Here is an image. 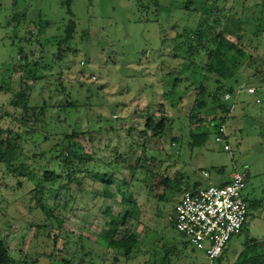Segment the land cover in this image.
Instances as JSON below:
<instances>
[{"label":"rangeland","instance_id":"rangeland-1","mask_svg":"<svg viewBox=\"0 0 264 264\" xmlns=\"http://www.w3.org/2000/svg\"><path fill=\"white\" fill-rule=\"evenodd\" d=\"M186 1L160 0L156 6L151 0H72L71 16L61 0H0V85L11 83L20 88L22 73L11 75L14 66H30L27 72L34 66L46 76L36 86V99L55 96L53 82L64 83L72 99L82 101L80 134L75 142L83 162L77 161L74 175L65 180V193L59 199L49 196L48 201L52 209L59 206L55 212L63 220L62 228L54 218L45 221L44 214L36 209L31 194L34 184L27 177L10 175L0 164V238L7 242L15 262L28 259L37 264H63V252L68 250L75 256L74 264L80 256L86 260L83 264H144L150 257L148 242L155 241L158 259L164 256L165 247L167 251L175 249L168 251L167 264H205V255L176 230L170 217L186 192L226 185L237 172L248 177L245 198L261 205L250 211L242 235L229 242L224 258L214 264H234L252 239L264 242V80L260 75L254 77L258 85L250 88L257 89L256 94H249V86L243 84L241 93L233 95L234 108L225 122L227 142H216L212 132L202 147L191 145L190 122L182 111L188 98L182 99L180 107L177 105L179 96H186L185 89L191 85L180 83L172 99L166 95L175 80L191 71L186 67L184 48H177L174 38L190 18L199 19L206 11L205 6L199 10L206 0H191L196 12L183 7ZM254 1H245V6L237 0L217 2L224 10L213 16L220 15L224 22L228 19L224 25L232 40L237 39L241 24L247 44L252 39L251 23L261 14L254 8ZM72 20L75 34L63 46L68 52L55 57ZM254 44L264 54V33ZM21 84L24 89L34 81L25 79ZM40 91L42 94L37 95ZM13 96L12 90L0 95V127L23 136L27 129L16 120ZM159 103H164L165 116L172 123L167 135L142 137L144 107ZM29 129L39 134H32L31 142L23 147L32 158L54 142L44 141V135H48L45 130L36 126ZM174 137L180 138L179 142L174 143ZM225 144L230 151L224 149ZM54 153L67 155L51 147L47 156L54 158ZM48 165L58 175L64 172L58 161ZM138 165L142 168L136 169ZM96 173L112 176L116 182L105 186L94 177ZM74 178L76 181H72ZM80 179L81 184L77 181ZM123 182L138 201V233L147 241L144 254L131 260L121 250L109 248L104 240L107 228L103 210L111 207L118 213L125 209L119 193ZM166 182L169 187L176 182L180 185L170 189ZM38 225L48 227L41 230ZM50 229L58 230V235L48 237ZM59 250L62 254L54 257Z\"/></svg>","mask_w":264,"mask_h":264},{"label":"trees","instance_id":"trees-1","mask_svg":"<svg viewBox=\"0 0 264 264\" xmlns=\"http://www.w3.org/2000/svg\"><path fill=\"white\" fill-rule=\"evenodd\" d=\"M61 1L70 15L73 16L72 0ZM142 1L139 0L140 3ZM151 1L155 2L156 6L160 4V0ZM218 1H221L223 4L226 2V0H206L205 2H201L199 10H203V6L206 9L205 12H201V18H190V21L186 24L187 26L180 28L174 38L177 42L176 47L184 48L186 67H188V70L190 67L191 71H187L186 76L182 75L181 78L175 80V83L166 92V95L168 99H172L177 89H179L180 83H189L191 85L185 89L187 92L186 96H179L177 105L180 107L182 99L185 97L188 98V103L184 108L182 107V111L184 112L183 116L190 122V137L193 147H202L205 145L210 134L213 132L216 135L219 127L226 124L225 122L234 108L231 102L233 97L231 100L225 101L226 94L229 93L233 96L243 84L249 87L258 85V82L253 80L256 75H260L264 80V54L260 53L258 46L254 44L255 39H259L264 33V0H255L253 2L254 8L261 14L251 23L253 28H250L251 31L249 33L252 39H250L248 44L245 40L247 39V35L244 31L243 24L236 31L237 39L232 40L227 35L226 25H224L228 19L224 22L220 15L214 18L213 13L220 12V9L223 8L217 3ZM237 1L242 2L240 0ZM242 4L245 6V2H242ZM192 5L193 1L187 0L183 7L187 11L196 12L197 8L192 9ZM238 21L241 22L242 20L238 19ZM75 29L76 25L72 20L65 31L66 36L59 43L60 48L55 54V57L60 58L63 53L68 52L67 49H63V46L72 41ZM252 49L257 50L256 52L258 53L255 54ZM21 57L23 60L26 58L23 54ZM29 67L14 66L13 68L11 75L14 73H22L19 79L20 88L19 85H13V88L10 83L12 81L11 75L10 81H8L10 84L4 83L5 86L0 85V95L6 92L8 94L11 90L14 91L12 103L18 110L16 112L17 118H15L20 122L22 128L27 129L23 136H20L13 134L12 130H6L0 127V164L6 167L10 175L14 174L27 177L34 184L31 194L32 201L36 202V209L44 214L46 217L45 221L54 218L60 229L63 226V220L60 214L55 212L56 209L59 210V206H54V209H52L48 201L49 196L54 195L55 199H59L60 194L65 193L64 191L67 188H64L65 180H70L74 175L73 169L78 167L77 161L79 163L83 162V157L75 142L80 134L81 122L78 120V113L82 106V101L78 98L72 99V93L64 83L57 85L53 82H51V86H54V89L51 91L55 96L51 94L47 99H36V86L46 76L39 74V69L32 66L34 70L31 69L28 71L32 76L27 77L25 73H28L27 70ZM25 79H32L34 81L33 86L23 89L21 87L23 83L21 84V82ZM48 88L52 89V87ZM41 94L42 91L37 93V95ZM6 115L9 116V114ZM141 115L145 120L144 130L140 132L142 137L152 136L158 138L167 135V129L172 123L165 116L164 103L145 106L143 114ZM211 116L213 118H209ZM32 126L40 128L41 131L45 130L48 132V135H44V141L54 142L51 147H55V149L60 148L67 155L60 156V154L54 153V158H50L47 156V151L50 147L45 148L41 154L34 153L32 158L29 157L30 155L23 151L24 144L31 142L30 136L32 134L39 136L36 129H29ZM198 128H201V131L197 130ZM179 139L174 137V143L179 142ZM68 155H71V157H68ZM30 159L34 161L32 164L29 163ZM43 159L47 160L46 165L42 164ZM52 161H58L62 165L64 168L62 175H58L53 168L49 167L48 163ZM117 164L120 165L121 163L117 161ZM138 168L141 169L142 167L138 165L136 169ZM94 177L105 186L116 182L112 176H107L106 174L96 173ZM72 181H76V179L74 178ZM77 181L79 184L82 183V179ZM166 184L168 185L167 188L170 189L174 185H180L177 182L170 185V187L168 182ZM119 193L121 194V203L125 209L118 213H114L111 207H106L103 210L105 226L107 228L104 240L109 248L121 250L125 257L131 260L138 255L144 254L143 246L145 243L147 246V241L141 238L138 233V224L141 217L140 207L138 201L131 193L129 185L123 182V186L119 188ZM106 194L109 197H113L108 192ZM165 198V195L161 197L162 200ZM247 202L250 211L260 208L261 203L258 201L250 202L247 200ZM249 219L250 213L248 221ZM247 223L242 233L246 229ZM47 227L48 225H38V228L41 230H45ZM54 233L57 236L59 231L50 229L48 237L52 238ZM154 242H148V247L151 246L149 248L150 257L144 264H167L169 260L168 251L174 252L175 249H169L167 251V247H165L163 249L164 256L158 259L157 254L159 249L157 248V243ZM263 243V241L252 239L245 245L244 251L238 256L234 264H264ZM58 254H62V252L60 250L57 251L54 257H58ZM63 256L65 257L62 259L63 264H74L73 259L75 256L69 253L68 250H64ZM54 257H50V261H53ZM78 259V264H83L86 261L81 256ZM218 260L221 261L222 257ZM0 264H37V261L30 262L28 259H24L15 262V259L10 254L7 242L0 238Z\"/></svg>","mask_w":264,"mask_h":264},{"label":"built area","instance_id":"built-area-1","mask_svg":"<svg viewBox=\"0 0 264 264\" xmlns=\"http://www.w3.org/2000/svg\"><path fill=\"white\" fill-rule=\"evenodd\" d=\"M242 2L248 0H240ZM242 87L237 93H241ZM257 89H248L256 94ZM225 95V101L231 100ZM226 125L215 135L218 143L227 142ZM224 149L230 151L225 144ZM208 177L207 173H204ZM248 184L245 173H235L231 182L223 186L210 185L196 192H186L171 217L176 230L189 238L190 244L204 253L205 264H214L225 252L229 242L241 235L249 218V204L244 196Z\"/></svg>","mask_w":264,"mask_h":264},{"label":"crops","instance_id":"crops-1","mask_svg":"<svg viewBox=\"0 0 264 264\" xmlns=\"http://www.w3.org/2000/svg\"><path fill=\"white\" fill-rule=\"evenodd\" d=\"M200 189H201V188H200ZM198 190H199V189H198ZM196 191H197V190H195L194 192H196ZM189 192H191V191H189ZM194 192H193V193H194ZM226 251H227V248H226ZM226 251H225L224 254L221 256L222 259L224 258V255L226 254ZM202 254L204 255V253H202ZM221 257H220V258H221ZM220 258H219V259H220ZM236 260H237V259H236Z\"/></svg>","mask_w":264,"mask_h":264}]
</instances>
